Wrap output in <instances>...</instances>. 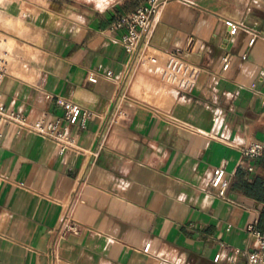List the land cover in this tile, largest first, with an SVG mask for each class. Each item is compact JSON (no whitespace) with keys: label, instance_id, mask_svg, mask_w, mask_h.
<instances>
[{"label":"crops","instance_id":"crops-1","mask_svg":"<svg viewBox=\"0 0 264 264\" xmlns=\"http://www.w3.org/2000/svg\"><path fill=\"white\" fill-rule=\"evenodd\" d=\"M146 2L0 0V102L30 121L62 115L57 96L95 113L63 155L6 129L0 264H241L264 231V202L235 188L240 171L264 177V157L243 152L264 139V0H166L133 54L114 24ZM171 52L198 69L192 89L161 75Z\"/></svg>","mask_w":264,"mask_h":264},{"label":"built area","instance_id":"built-area-1","mask_svg":"<svg viewBox=\"0 0 264 264\" xmlns=\"http://www.w3.org/2000/svg\"><path fill=\"white\" fill-rule=\"evenodd\" d=\"M166 0H147L136 11L122 16L118 19L114 27L122 30L121 43L130 53H140L142 44L149 37L156 16ZM229 36H235L241 29V25L234 21H229ZM254 35L250 44L255 42ZM230 67L228 56L224 58V69ZM7 61L0 54V89L7 74ZM161 75L177 85L181 89H192L197 81L198 69L188 62L177 52H171L162 68ZM112 73H107L106 77H111ZM90 81L96 82L97 76L89 77ZM56 102L63 108V114L53 118L40 117L30 121L21 111H16L4 103L0 102V141L5 136L8 127L14 126L17 129H29L44 137L50 138L58 144L60 154H65L71 150H82L78 144L74 128L85 129L95 113L82 107L80 104L69 100L63 96H57ZM243 152L249 157H264V139L249 143ZM211 184L218 190V195L225 198L226 191L230 187V180L223 167L214 169ZM64 229L67 233H80L82 225L68 216L64 222ZM255 241L251 248L237 252L244 256L241 264H264V231L254 230ZM150 245L146 246V250ZM217 255L215 260H219Z\"/></svg>","mask_w":264,"mask_h":264},{"label":"trees","instance_id":"trees-1","mask_svg":"<svg viewBox=\"0 0 264 264\" xmlns=\"http://www.w3.org/2000/svg\"><path fill=\"white\" fill-rule=\"evenodd\" d=\"M240 181L235 185V188L243 191L250 197H253L261 202H264V177L259 176L249 182L244 178L245 173L239 172Z\"/></svg>","mask_w":264,"mask_h":264},{"label":"rangeland","instance_id":"rangeland-1","mask_svg":"<svg viewBox=\"0 0 264 264\" xmlns=\"http://www.w3.org/2000/svg\"><path fill=\"white\" fill-rule=\"evenodd\" d=\"M3 38H4V35L0 34V45L3 46Z\"/></svg>","mask_w":264,"mask_h":264},{"label":"clouds","instance_id":"clouds-1","mask_svg":"<svg viewBox=\"0 0 264 264\" xmlns=\"http://www.w3.org/2000/svg\"><path fill=\"white\" fill-rule=\"evenodd\" d=\"M111 2V0H105V3H110ZM99 6V5H98Z\"/></svg>","mask_w":264,"mask_h":264}]
</instances>
